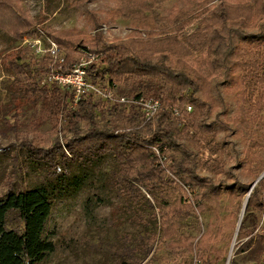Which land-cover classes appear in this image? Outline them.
Instances as JSON below:
<instances>
[{"label":"trees","instance_id":"obj_1","mask_svg":"<svg viewBox=\"0 0 264 264\" xmlns=\"http://www.w3.org/2000/svg\"><path fill=\"white\" fill-rule=\"evenodd\" d=\"M81 1L74 0V7L91 14ZM258 1L238 0L234 15L226 12L223 3L210 6L206 10L209 14L201 19L187 12L154 15L151 0H121L116 16L138 22L146 37L132 36L110 43L97 33L92 46L72 48L69 41L49 36L57 44L62 62L52 56L37 57L29 46L0 52V63L13 76L8 84V103L14 115L17 117L25 104L38 109V117L49 118L56 125L60 115L68 136L64 144L57 139L49 148L27 146L26 160L37 171V178L29 186L12 184L0 196V264H45L56 250L46 234L55 203L74 198L86 188H99L101 194H114L121 200L116 211L126 214V221L139 229L128 232L125 238H142L140 244L128 243L122 249L129 253L139 247L146 256L152 250L147 244L150 238H156L158 229L169 235V221H179L182 209L189 206L185 194L175 195L179 181L189 186L200 201L208 197V190L188 171L184 160L170 153L167 141L172 140L175 125L189 122L198 130L204 126L209 129V124L201 123L205 113L195 96L206 86L205 68L193 59L206 53L211 61L205 59V63L219 70L231 67L234 58L251 57L245 48L237 47L245 41L242 29L249 26V10ZM0 8L7 16L13 14L1 21L12 33L13 44L32 33L31 28L21 32L31 24L22 20L14 4L0 0ZM15 19L21 22L16 24ZM259 52L263 53L264 47ZM90 57L87 81L105 88L106 81L110 87L128 79L130 87L123 95L158 97L162 101L160 112L147 120L139 106L111 101L93 92L75 101L73 90L48 79L52 71L71 70L74 64ZM263 57L253 62L250 58L241 65L260 70L264 68ZM193 104L195 109L188 111L187 106L193 109ZM109 156L114 158L113 166L101 170ZM106 196H100L98 203H109ZM255 197L253 190L248 206H256ZM98 203L90 198L89 211ZM176 203L181 205L175 209ZM185 243L183 247L191 245Z\"/></svg>","mask_w":264,"mask_h":264},{"label":"rangeland","instance_id":"obj_2","mask_svg":"<svg viewBox=\"0 0 264 264\" xmlns=\"http://www.w3.org/2000/svg\"><path fill=\"white\" fill-rule=\"evenodd\" d=\"M7 1L21 11L22 20L31 24L21 32L31 28L32 33L13 44L12 33L1 24L2 18L13 14L7 16L0 8V52L29 46L37 57H48L54 55V41L49 36L69 41L72 48L92 46L97 33L110 43L132 36L146 37L138 22L116 16L121 0H82L91 14L77 10L74 0ZM237 1L151 0L154 15L187 12L201 19L209 14L206 10L210 6L221 3L234 15ZM249 15V26L242 29L245 41L237 49L245 48L251 57L234 58L231 67L219 70L209 62L206 67L205 59L211 61L206 53L193 59L205 68L206 86L195 96L205 113L201 123L209 124V129L204 126L198 130L189 122L175 125L173 138L167 141L170 153L184 160L188 171L208 190V197L200 201L179 181L175 195L185 194L189 206L182 209L179 221H169V235L158 229L156 238H150L147 244L152 250L146 256L139 247L129 253L122 249L128 243L140 244L142 238H125L128 232L139 229L126 221V214L116 211L121 200L114 194H101L99 188H86L74 198L55 203L46 234L56 250L45 264H264V68L241 65L264 56L259 52L264 47V0H259ZM19 21L15 19L16 24ZM12 79L0 63V196L12 184L29 186L37 178V171L26 160L27 146L49 148L57 139L64 144L68 138L60 115L56 125L49 118L38 117V109L29 104L17 117L14 115L8 103ZM129 84L124 79L110 87L106 81L104 86L120 96L129 90ZM201 110L198 108V112ZM114 162L109 156L101 170H109ZM249 185L253 187L248 191ZM253 190L256 206H245ZM100 196L110 199L109 203H98ZM90 198L98 203L92 211L87 207ZM178 205L181 203L174 208ZM185 242L191 245L183 247Z\"/></svg>","mask_w":264,"mask_h":264},{"label":"built area","instance_id":"obj_3","mask_svg":"<svg viewBox=\"0 0 264 264\" xmlns=\"http://www.w3.org/2000/svg\"><path fill=\"white\" fill-rule=\"evenodd\" d=\"M54 45L51 55L56 61H63V58L60 57L59 48L55 42H52ZM93 57H90L89 60L84 58L79 63L73 65V68L68 71H52L48 79L58 82L60 85L67 87L74 91L75 101L81 98V96L87 92H93L97 95L106 97L111 101H116L119 103H125L129 105L139 106L145 118L147 120L153 119L162 109V101L158 97H135L127 95H115L111 90L101 88L98 85H95L86 80V67L87 64L92 60ZM188 111L192 110V105L187 106ZM176 114H179V110L174 108Z\"/></svg>","mask_w":264,"mask_h":264},{"label":"water","instance_id":"obj_4","mask_svg":"<svg viewBox=\"0 0 264 264\" xmlns=\"http://www.w3.org/2000/svg\"><path fill=\"white\" fill-rule=\"evenodd\" d=\"M253 187V185L251 186V188ZM250 188V189H251ZM248 200H249V197L247 198V201H246V205L245 206H247L248 205Z\"/></svg>","mask_w":264,"mask_h":264}]
</instances>
